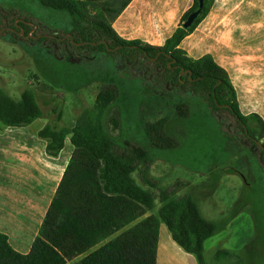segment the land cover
I'll use <instances>...</instances> for the list:
<instances>
[{"label":"trees","instance_id":"16d2710c","mask_svg":"<svg viewBox=\"0 0 264 264\" xmlns=\"http://www.w3.org/2000/svg\"><path fill=\"white\" fill-rule=\"evenodd\" d=\"M38 1L71 17L68 41L75 50L88 55L123 54L128 62L153 64L172 84L187 86L205 95L215 108L229 112L245 136L259 145L264 164V120L257 114L241 112L228 72L211 55L195 60L181 48L184 39L208 16L215 0H204L202 15L192 27L184 29V22L199 6V0H194L180 27L162 47L121 38L112 26L119 12L112 15L94 0ZM131 1L127 0L121 10ZM92 5L99 7L95 14L90 11ZM19 25L25 36H19L15 27L8 33L34 39L27 27ZM183 70L186 75H182ZM119 94L113 80L98 92L93 107L82 110L73 127L48 124L39 132L48 142V155L58 157L68 137L74 152L31 252H16L8 237L0 233V264H68L79 258L74 264H157L162 224L185 252L194 255L199 264H207L206 242L218 233L219 226L204 216L192 195L177 197L175 190H160L161 207L157 214L148 215L157 199L151 190L157 183L150 173L148 146L175 150L180 144L166 132L168 119L141 123L146 144L124 139L121 143L107 129L109 123L115 130L122 128L117 114L109 116ZM177 107L185 116L183 106ZM42 117L44 111L34 88H26L20 98H14L0 85V123L4 127H26ZM137 171L149 188L137 183ZM232 256L229 251L218 253V258Z\"/></svg>","mask_w":264,"mask_h":264},{"label":"rangeland","instance_id":"374dc122","mask_svg":"<svg viewBox=\"0 0 264 264\" xmlns=\"http://www.w3.org/2000/svg\"><path fill=\"white\" fill-rule=\"evenodd\" d=\"M94 2L114 15L127 0ZM98 8L92 5L90 11L95 14ZM19 23L34 39L8 33L15 27L19 36H25ZM71 30L66 12L38 0H0V85L14 98L34 88L45 114L59 124L63 118L72 127L84 108L95 105L98 92L114 80L120 94L109 116L117 114L122 121L118 130L107 124L114 137L121 143L123 139L145 143L141 123L167 118L166 132L180 143L175 150L148 146L150 173L157 183L151 189L156 207L148 215L161 207L160 190H175L177 197L190 194L204 216L219 226L206 242L207 264H264V164L259 145L245 136L229 112L215 108L205 95L187 86L172 84L153 64L128 62L123 54L75 50L68 41ZM134 178L149 188L140 171ZM220 251L233 256L218 258Z\"/></svg>","mask_w":264,"mask_h":264},{"label":"crops","instance_id":"0c3cea01","mask_svg":"<svg viewBox=\"0 0 264 264\" xmlns=\"http://www.w3.org/2000/svg\"><path fill=\"white\" fill-rule=\"evenodd\" d=\"M193 4L194 0H132L112 26L125 40L162 47ZM181 48L195 60L211 55L228 72L241 112L264 120V0H215L208 16L184 39ZM36 97L39 102L37 92ZM48 124L66 126L63 118L59 124L45 112L26 127L0 123V233L23 255L31 252L40 235L74 152L68 137L58 157L48 155V142L39 136ZM157 264L199 263L162 224Z\"/></svg>","mask_w":264,"mask_h":264},{"label":"water","instance_id":"95a60500","mask_svg":"<svg viewBox=\"0 0 264 264\" xmlns=\"http://www.w3.org/2000/svg\"><path fill=\"white\" fill-rule=\"evenodd\" d=\"M204 10V0H199V6L196 10H194L187 18V20L183 24L184 29H188L194 25V23L198 20V18L202 15ZM9 31H14L13 28L8 29ZM23 34V33H22ZM82 45V44H79ZM187 72L183 70L182 75H186Z\"/></svg>","mask_w":264,"mask_h":264}]
</instances>
